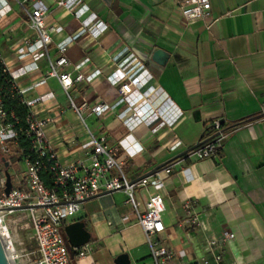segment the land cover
<instances>
[{"label":"crops","instance_id":"obj_1","mask_svg":"<svg viewBox=\"0 0 264 264\" xmlns=\"http://www.w3.org/2000/svg\"><path fill=\"white\" fill-rule=\"evenodd\" d=\"M39 1L48 9L46 28L60 29L51 33L47 53H18L34 34L22 8L14 0H0V60L10 72L35 63L36 69L18 76L14 85L24 103L45 97L28 109L36 119L50 120L44 136L60 164L84 158L81 145L89 131L116 149L125 177L133 182L208 140L214 122L230 128L260 116L229 129L227 140L209 158L187 155L172 163L170 175L158 170L159 191L137 189L134 196L141 210L150 194L163 197L164 231L151 240L172 251L171 264H264V0H210L209 17L192 22L181 14L185 0H82L86 10L79 17L51 0ZM92 17L106 27L97 37L82 32ZM67 38L73 40L64 71L73 83L66 94L55 78L41 81L48 60L59 56L57 44ZM120 53L144 63L150 79L141 90L154 89L149 103L169 99L180 111L171 128L129 129L118 119L127 107L114 85L118 66L113 57ZM80 75L85 80L76 81ZM97 105L110 109L96 115L92 109ZM123 140L141 150L130 157L119 146ZM24 172L15 168L12 177ZM185 202L191 204V215L184 211ZM130 211L122 192L83 202L71 222L85 224L90 251L79 258L70 255L71 263L115 264L128 254L130 264H155L141 227L133 220L122 222ZM192 218L198 226L189 224ZM225 231L234 239L220 244ZM210 241L217 245L211 247Z\"/></svg>","mask_w":264,"mask_h":264},{"label":"built area","instance_id":"obj_2","mask_svg":"<svg viewBox=\"0 0 264 264\" xmlns=\"http://www.w3.org/2000/svg\"><path fill=\"white\" fill-rule=\"evenodd\" d=\"M14 1L22 8L26 23L34 34L33 38H27L23 41V47L18 50V53L21 56L24 54L37 57L45 55L47 46L52 42L51 33L59 32L60 29L46 28L44 19L48 9L39 0ZM51 1L57 7L67 9L76 17H79L86 10L82 0ZM26 5H29V8H26ZM180 10L183 18L188 22L204 20L209 17L210 0H185L180 3ZM105 28L103 23L95 21L92 17L83 23L82 32L86 31L97 37ZM72 40L73 38H67L57 44L59 56L53 61L48 60V72L41 81L44 83L47 78H55L66 94L73 83L69 73L64 71V68L68 66L65 54ZM36 53L42 54L36 55ZM123 54L125 53L113 57V61L117 62L118 66V75L114 85L118 87L117 91L121 101L127 104L125 110L117 116L118 119L129 129L138 125L152 126V132L163 127L171 128L181 118L180 111L169 99H159L156 103H149L148 100L154 89L150 87L141 90L145 82L150 79L144 63L134 54L128 53L122 58ZM0 65L3 74L10 78L13 85L18 76H23L28 71L36 69L34 62L31 67L21 68L18 72H10L1 60ZM82 80H85L82 75L76 78V81ZM44 100L45 97H40L27 103L22 101V103L29 107ZM70 105L75 108L72 101H70ZM108 109L110 108L104 105H97L92 109V112L100 115ZM75 110L83 122L80 110L76 108ZM11 118L15 120V123L8 121V113L1 100L0 88V151L7 153L6 142L16 139L18 134L22 133L30 140V153L33 156L32 159L24 160L25 172L23 176L17 177L19 186L16 189L12 187L10 193L5 196L3 193L5 179L0 183V241L9 264H72L63 232L64 227L77 216L83 202L101 193L115 192L124 193L126 204L131 208L130 213L122 218V222L128 223L133 220L135 224L141 227L150 246L151 256L155 264H171L174 256L172 251L163 246H158L151 240L152 236L164 231L162 223V214L165 211L163 197L158 192L150 194L144 204V209L141 210L134 196L137 189L152 188L159 191L163 183L157 177L158 173L136 182L128 181L116 158V149L106 145L104 136H94L89 131L86 141L81 145L84 158L62 165L44 136V128L50 120H38L29 110L25 119V128H15V124L18 122L12 114ZM212 126L216 132L215 138L200 149L190 153L189 156L202 160L214 155L222 147L230 131H222L220 122H214ZM119 146L130 157L141 150L139 147L137 150H133V147L127 145L125 140L120 141ZM176 147L177 144L171 149L174 150ZM174 164L163 168L162 172L170 175ZM46 169L51 175L50 187H47L40 177V173ZM22 186L24 189L21 188ZM23 206L28 208L20 210ZM183 207L185 213L191 215V204L185 202ZM17 212L27 213L29 228L35 245L31 251L17 250L11 236L7 221L9 216ZM189 224L199 225L196 218H192ZM233 239L234 235L225 231L222 233L220 244H226ZM209 245L214 247L217 242L210 241ZM73 250L76 251V256L79 258L88 254L90 248L85 245ZM219 259V256L215 257V260L218 261Z\"/></svg>","mask_w":264,"mask_h":264},{"label":"trees","instance_id":"obj_3","mask_svg":"<svg viewBox=\"0 0 264 264\" xmlns=\"http://www.w3.org/2000/svg\"><path fill=\"white\" fill-rule=\"evenodd\" d=\"M0 88H1V100L6 112L8 113V121L10 123H15V120L11 118V114H12L16 119V122H18L17 124H15V128H19V127L25 128L26 126L25 119L26 116L29 114V109L25 104L22 103V98L18 94L17 89L15 88L13 83L10 82V78L7 75L3 74L1 65H0ZM258 118H260V116L249 117L238 123L233 124L230 128H224L223 126L224 124H222L221 125L222 131H229V129L235 126H239V125L241 126L250 123L252 121L257 120ZM209 129H213V126H211ZM215 136H216V132H214V134L208 140L200 141L197 144V146H194L191 149H189L186 153L175 157L171 161L159 167L158 170L163 169L171 165L172 163L182 159L184 156L192 153L193 151L200 149L205 144L211 142L215 138ZM6 145H11L16 149V158L3 156L4 161L0 163V165L2 164V166H4L3 163L5 162L9 163L10 165L16 166L17 163H21V162L24 163L25 159H29V158L32 159L33 157L32 154L30 153V140L22 133H19L16 139L7 141ZM40 177L45 182L47 187L51 186V175L47 169L40 173ZM12 179L13 177H11V180ZM68 249H69V255L76 257L77 254L76 251H74L69 247Z\"/></svg>","mask_w":264,"mask_h":264},{"label":"water","instance_id":"obj_4","mask_svg":"<svg viewBox=\"0 0 264 264\" xmlns=\"http://www.w3.org/2000/svg\"><path fill=\"white\" fill-rule=\"evenodd\" d=\"M220 124L222 125L223 122L221 121ZM197 146V145H195ZM190 154H188L189 156ZM187 156V155H186ZM2 161H4V159H2ZM8 163L5 162L4 163V178H5V189L3 191L4 195L7 196L12 187H13V183L11 180V175L9 174L8 170ZM158 173L157 169H154L153 171H151L150 173L140 177V179H138L137 181L144 179L146 177L152 176L153 174ZM136 182V181H133ZM108 193H101L96 195L93 198H97L100 197L102 195H105ZM91 198V199H93ZM90 200V199H88ZM87 201V200H86ZM28 207L27 206H23L20 210H26ZM66 241H67V245L69 248L71 249H79L84 247L85 245H87L90 242V234L88 233V231L85 229V224L83 222L80 221H76V222H71L68 225H66L63 229ZM130 257L128 254H122L119 257L116 258L115 260V264H130ZM0 264H9L6 254L3 250L1 241H0Z\"/></svg>","mask_w":264,"mask_h":264},{"label":"rangeland","instance_id":"obj_5","mask_svg":"<svg viewBox=\"0 0 264 264\" xmlns=\"http://www.w3.org/2000/svg\"><path fill=\"white\" fill-rule=\"evenodd\" d=\"M8 152L7 153H2L0 151V163L3 162L2 159L3 156L5 157H11V158H16V149L12 147L11 145H6ZM8 155V156H7ZM4 164V163H3ZM15 168H18L20 171H23L25 169V164L23 162L17 163L15 165H10L8 163L7 170L9 174L12 177V173L15 172ZM4 166L2 164L0 165V183L4 178ZM13 183V188L16 189V179H12ZM10 231H11V236L15 242L16 249L17 250H26V251H31L35 248L34 242L32 240V233L29 228V220L26 212H17L11 216L8 217L7 221Z\"/></svg>","mask_w":264,"mask_h":264}]
</instances>
